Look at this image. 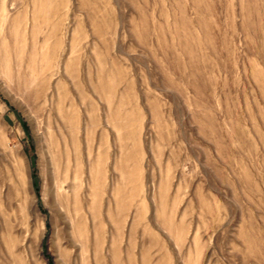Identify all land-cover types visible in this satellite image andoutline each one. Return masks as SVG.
<instances>
[{
  "label": "rangeland",
  "instance_id": "1",
  "mask_svg": "<svg viewBox=\"0 0 264 264\" xmlns=\"http://www.w3.org/2000/svg\"><path fill=\"white\" fill-rule=\"evenodd\" d=\"M0 264H264V0H0Z\"/></svg>",
  "mask_w": 264,
  "mask_h": 264
}]
</instances>
